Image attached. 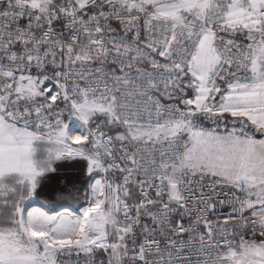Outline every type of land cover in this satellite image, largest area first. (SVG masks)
<instances>
[{
  "label": "snow or ice",
  "instance_id": "obj_1",
  "mask_svg": "<svg viewBox=\"0 0 264 264\" xmlns=\"http://www.w3.org/2000/svg\"><path fill=\"white\" fill-rule=\"evenodd\" d=\"M0 264H264V0H0Z\"/></svg>",
  "mask_w": 264,
  "mask_h": 264
}]
</instances>
